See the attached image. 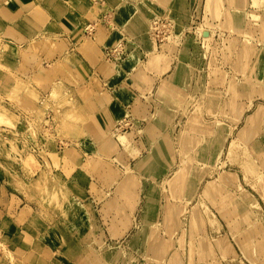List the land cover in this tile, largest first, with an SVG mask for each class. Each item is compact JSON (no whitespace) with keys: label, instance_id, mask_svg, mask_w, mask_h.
<instances>
[{"label":"rangeland","instance_id":"obj_1","mask_svg":"<svg viewBox=\"0 0 264 264\" xmlns=\"http://www.w3.org/2000/svg\"><path fill=\"white\" fill-rule=\"evenodd\" d=\"M41 1L57 19L66 14L73 16L81 8L78 0H66L64 4L54 3L55 0ZM84 1L91 10H80L89 18H96L105 10L101 7L104 1L115 12L118 28L104 30L102 34L114 33L117 39L101 40L106 47H117L125 41L126 36L120 30L124 26L136 52L137 47L146 51L142 56L147 55L149 65L159 61L171 64V58L177 57V53L180 55L173 59L164 76L157 75L153 79L141 68L142 57L136 52L129 59L127 51L113 56V60L97 58L98 66L87 69L84 65L78 66L79 60L73 54L75 45L71 43L74 41L77 46L85 47L74 31L70 32L73 36L66 39L46 34L16 37L9 34L14 29L0 20V125L15 127L16 124L8 112L11 108L3 102L5 97L32 114L30 123L25 121L26 126H30L28 138L32 142L29 144L20 140L18 134L0 130V187L20 197L30 217L33 209L34 221L58 223L52 233L46 232L49 226L28 225L27 215L17 217L20 229L9 222L0 224V248L4 258L11 264H211L205 260L207 254L202 251L200 242L204 237L225 235L233 252L217 264H264V158L257 160L253 155L255 151L262 152V146L253 142L264 139V0H221L218 5L208 0L206 11L210 18L201 28L211 29L210 35L207 31L205 37L194 32L183 34L184 31L181 33L175 27L169 40L174 34H180V38L165 40L161 47L150 37L152 21L175 17L183 22L196 0L186 5L187 13L182 0H103L99 4ZM202 8L200 5L203 11ZM110 14L112 19L113 14ZM247 64L251 67L242 71V66ZM71 66L85 75L82 81ZM218 66L226 67L233 76L247 78L255 90L253 104L239 122L221 112L223 87L211 82ZM106 67L113 70L109 72ZM44 76L51 79V83L44 84L46 95L38 88ZM148 86L152 92L146 93ZM141 94L149 96L154 104L151 118L140 110L135 115L131 107L133 102L135 106L141 102ZM66 100L77 104L88 117V125H98L108 133L127 119L129 125L119 129L121 134L132 133L133 138L143 136L149 146V153L141 164H132V170L107 158L91 161L93 172L99 178V182L94 181L92 190L100 198L115 190L125 199L130 186L141 190L140 206L130 230L125 233V228H101L98 245L89 237L93 212L88 198L91 181L80 172L67 178L49 166L41 167L34 152L43 150L41 154L46 157V150H55L57 139L63 138L74 140L92 154L95 142H102L109 135L99 139L88 128L81 133L79 124L65 119L64 112L69 108ZM48 114H51L49 118ZM187 157L194 160L186 171L192 169V177L190 182H180L181 192L186 191L187 195L175 202L174 208L175 224L179 222L181 226L178 233L185 239L182 245L174 243L171 249L168 243H159L166 235L160 226L173 225L170 219L174 215L170 207L163 206L166 203L171 206V198L162 194L172 186L166 183L167 178ZM85 164L88 167V163ZM41 173L49 177L51 184L44 174L35 182ZM127 174H132L133 179L125 180ZM135 176L141 181H136ZM152 185L159 192L158 196L149 191ZM234 203L238 208L243 206L255 212H244L241 228L229 226L236 220L229 211ZM17 204H21L20 200ZM195 206L199 217L193 212ZM222 210L226 211L227 220ZM107 212L103 209L100 213ZM117 218L119 221L115 222L124 226L120 222L125 223L124 215ZM217 219L222 222V228L216 224ZM36 226L40 229V234L35 235L38 239L23 242V237H33ZM59 236L66 240L61 243ZM256 244H259V260L253 259L251 253L253 248L257 250Z\"/></svg>","mask_w":264,"mask_h":264},{"label":"crops","instance_id":"obj_2","mask_svg":"<svg viewBox=\"0 0 264 264\" xmlns=\"http://www.w3.org/2000/svg\"><path fill=\"white\" fill-rule=\"evenodd\" d=\"M65 1L66 0H55L54 3L64 4ZM78 1L80 2L79 7H81L80 8L81 10L84 11L91 10V6L88 5L84 0H78ZM87 1L90 4L92 3L91 0H87ZM214 1H215V5H218L221 0H214ZM192 2L193 0H182V6L185 7V13L188 12V8L186 7V5H189ZM207 2L208 0H196L192 8L190 9L188 18L183 22H181L178 18L174 17V20L176 22V29L177 30L179 29L181 33L184 31L183 34L186 32L188 33L194 32V33H198V35H200L201 33V35L204 36L205 31H207V33H209L210 35L211 29L203 30L204 28H201L202 25L204 27V24L208 23V20L210 18L209 14H207L206 11ZM200 5H203L202 8L203 11L200 9ZM101 7L104 8L105 10L99 13V15L96 18L94 17L89 18L87 13L79 9V13H75L73 16L72 15L70 16V14H66L60 17V19H57L51 15L50 10L46 8L44 2H42L41 0H33V1L32 0H0V20H3L5 22V25L7 24L11 29H14V31L13 32L11 31V33L9 34L16 37L20 35L42 36L46 34L52 36L57 35L66 39V38H71L73 34L70 32L74 31V34L75 33L77 34V39H80V41H83V43L85 44V47L83 46L80 47L76 45L75 41L71 43L72 45H75V47L72 49L75 50L73 51V54L75 55L77 60H79L78 66L84 65L83 67H86L87 69H94L98 66L97 63L98 61H96V59L97 58L103 59L105 57L106 51L112 48L111 46L106 47L102 41L106 38L110 41H115L117 39L114 33H111L110 35L102 34L104 30L109 31L110 28L117 29L118 26L116 22V15L112 7L105 1L103 2V5ZM106 12H111L113 14L112 19L110 20V25H108L103 18ZM198 19H200V21H198ZM88 25L93 26L92 33L86 30V27ZM18 30H20L21 32L18 33L17 32ZM120 30L126 36L125 41L123 40L122 42H125L126 51L129 53L127 59H129L130 57L134 56L135 54L134 52H136L135 49L136 47L135 45H133V42L131 41V37L128 36V34H126L124 26H121ZM173 36L171 37V39L175 38L178 40V38H180V34L177 35L174 34ZM137 50L139 51L136 52V54L139 53L140 57H142L140 58L141 63L143 64L141 68H143L146 72H148L147 74L149 78L152 79L157 75L164 76L165 72L168 70V67L172 66L174 61L173 59H177V57L180 55L179 53H177L176 54L178 55L177 57L174 56V58H171L170 60L171 64L170 63L166 64L164 63V61L161 62L159 61L155 65L151 64L152 65L151 66L147 62L148 59L146 60L145 58L147 55L145 54L144 56H142L143 53H145L146 51L142 47L140 49H138L137 47ZM250 67L251 66H248V64L242 66V71ZM217 68L219 70L213 73L215 75L213 76L211 82L213 83L214 86L223 87V94L220 100L221 112L224 116L239 122L247 115L250 106L253 104L255 90L252 84L248 82L247 78L242 76H233L231 71L230 73H228L226 71V67L224 66L221 67L218 66ZM71 69L75 72L77 78L80 81H82V78L85 75L83 74L81 75L77 70V68L75 67L71 66ZM83 69L85 70V68ZM106 70L111 72L113 69L107 68ZM28 78L31 79V77ZM40 80L41 83L38 84L39 91L41 92L42 95L44 94L46 95L47 89L44 86V84L51 83V79H48L47 76H44ZM33 84L35 83L33 82ZM148 88L149 86L145 88V92L146 93L152 92L149 91ZM140 96L141 97L139 98V100L141 102L138 103L137 106H135V102H133L131 107L135 109L136 111L135 115H137L138 111L140 110V113L151 118L152 116H154V112H153V109L155 108L154 104H152V100L150 101V99H148L149 96H146L144 94H141ZM3 102L5 103L6 106L11 108L8 112L15 118L16 124L15 127L12 126L10 127V125L7 124L0 125L1 126L0 130L8 131L9 132L8 134H13V133L18 134L20 136V140L26 142L27 144H29V142H32L28 138L30 126L28 127L26 126L27 125L26 122L30 123V120L32 119L31 118L32 114L29 113V111L23 109V107L17 104L16 102L12 103V101L9 98L5 97ZM65 102L69 103V108H67L64 112L65 119L72 120L77 124H79L81 133L86 132L87 131L86 128H88L89 131L92 134L96 135L99 139H103L107 135L108 133L107 129L104 130L100 128L98 125L95 126L88 125L87 124L88 117L85 116V114L80 111L77 104H75L72 100H66ZM121 123L122 122L118 124ZM118 124L117 126L114 127V129H112L108 133L109 135L106 136L104 141L95 142V145L93 146L94 151L92 154L85 152L84 148L78 143L74 142V140H68L63 138L57 139V145L55 147L56 148L55 150L54 149L46 150V157H44V155L41 154L43 150H37V151L34 150L35 156L37 158V163L38 165H41V167L49 166V168L52 171L53 170L59 171L60 173L63 174V176L67 178H71L75 174L80 172L82 177L85 176L91 181L92 184L90 186L91 189L88 190V198L90 200L91 209L93 210V212L90 219L91 223L89 225V231H91V235L89 234V237L91 236V240L95 245H98L101 242L100 241L101 228L103 230H109L112 228L114 229L125 228L126 229L125 233H127V231L130 230V228L134 224L135 213L137 212L140 206L139 202L141 198V190H138L137 188L136 190H134L130 186V189L127 190V194H126L127 197L125 199L121 198V196L118 193H116L115 190L111 191L110 195L107 194L104 198H100L99 195L92 190L94 181L99 182V178L97 174L93 172L94 168L92 162L96 161V158L99 159L107 158L113 161H117L118 166H123V168H125L126 170H130L132 164H136V162L137 164H141V160L146 157L147 153H149L148 143L146 142L143 136L138 135L133 138L132 133L127 132L121 134L122 131L119 130L120 128H118ZM253 145H258L260 147L262 146L263 153L259 152L257 154L256 151L255 153H253V155L257 158V160L264 158V139H260L253 142ZM79 146H81L80 147L81 150L79 149ZM192 161L194 162L192 157H187L186 159H184L182 163L183 165L180 166V168L177 169L175 173H173V175L168 177L166 180V183H169L170 186L172 185L177 188L173 189V187L171 186V189H165V191L162 194V196H168L169 198H171L170 201L171 206L168 205L167 203L163 204V206L165 205V209H169L170 207L171 208L170 210H172L174 215L171 217L172 219H170L173 225L160 226L162 228L163 234L166 231L165 233L166 235L165 236L163 235L162 238H160L159 243L163 245L164 243L166 244L168 243L169 247L171 245V249H173L174 243L175 244L180 243L182 245L183 243L182 239H185L184 236H181V232L178 233L181 226H179V222L178 225L175 224V221L177 219V214L174 213V208L177 206L175 202L180 201L181 198H184L187 195L186 191L185 194L183 193V191L181 192L179 185L180 182L184 180L190 182V178L192 177V171H191L192 169H190V171L188 172L186 171L188 170L189 166L193 164ZM108 162L111 165V162L110 161ZM85 163H88V167H85L86 165ZM115 167L117 166L115 165ZM43 174L44 173H41L39 177L35 179V182L38 181ZM128 174L125 177V180L133 179L134 176L132 174L131 175ZM44 176L47 182L50 183L51 180L49 179V177L46 176L45 174ZM135 177L138 179L136 181H141L140 178H138L137 176ZM149 191H152V193L155 192L156 196L159 195V192L156 190V188L153 187V185L149 188ZM18 200H20L21 202V204L19 205L17 204ZM22 203L23 200L20 197H16L9 190L4 192L0 187V224L4 222L7 223L9 222L11 223V225L14 226V228L20 229L21 226L19 225L20 224L19 221H17V217L23 215L22 216L23 218L24 215H27L26 221L28 222V225L32 226L33 224L35 225L42 224L45 227L49 226L50 230L47 229L46 232L51 231L52 233L53 227L55 228L57 226L56 224L58 223L56 224L53 223L55 221L53 222L50 221V224L47 222L42 223L41 220L34 221L35 220V215H33L34 210L32 209V211H30L31 213V217H30L29 211L25 208L26 205H22ZM103 209H106L109 212H107L105 215H102L100 212L103 211ZM229 209H230L229 211L231 212L230 216L231 217L236 216V220H234L233 224L229 225L231 228H241V225H243L242 223H244L245 221L243 219V215H245L244 214L245 211H247V213L248 211H250L251 213H255L253 212V210H248V209L246 210L243 206L242 209L238 208V205H236L235 203ZM193 212L197 217H199V215L196 214V212L197 213L199 212L197 206L194 207ZM257 212H259V210ZM222 213L225 216V219L228 218V216L224 214L226 213L225 210H222ZM119 215L120 217L121 215H124L125 218V223L122 220L120 221L123 225L125 224L122 227L118 224V222H115V221H119V219L117 218L119 217ZM110 216L111 217L114 216L112 217V221H113L112 223L109 222V220L111 221ZM215 222L220 228H222V222L219 219H217ZM251 223H253V221H251ZM24 224L25 223L23 222V225ZM110 224L111 226H109ZM37 227L38 226H36L34 231H32L33 237L32 238L23 237L22 239L23 242H31L38 239V237H36L35 235L40 234V229H38ZM170 229L173 230L170 231ZM30 230H33V228H31ZM122 235H124V232ZM121 236H119L118 238H120ZM110 237L113 238V236ZM226 237L227 236L225 235H221L220 237L217 238H213V237L203 238L202 242H200V247H203L204 250L202 251L204 252V254L205 253L207 254L205 260L211 262V264H217L229 258V255H231L233 250L231 248V243L228 241ZM57 239H59L58 241H60L61 243L66 240L62 236H59V238ZM258 245L259 244H256L257 250L256 248H253V250L251 251L252 258L256 260H259L260 258L258 253ZM227 246H230L229 250H227ZM213 248H215L214 249L215 251L213 250ZM195 259L196 260L198 259L197 261H200L201 258H195ZM76 260L77 259L75 258L74 261L75 263L78 262ZM8 261L9 260L4 258L3 252H1V248H0V264H3V262H5L4 264H8L7 263ZM9 264H11L10 261Z\"/></svg>","mask_w":264,"mask_h":264},{"label":"built area","instance_id":"obj_3","mask_svg":"<svg viewBox=\"0 0 264 264\" xmlns=\"http://www.w3.org/2000/svg\"><path fill=\"white\" fill-rule=\"evenodd\" d=\"M93 3L95 4H99L101 3L103 0H91ZM111 12H106L103 16L104 21L110 25V20H111ZM175 20L174 19H155L152 21L151 26H150V37L151 39L155 42V44L159 45V47L163 46L162 42H165V40H169V37L172 35V32H175ZM164 26V27H162ZM86 30L90 33L93 32V26L92 25H88L86 27ZM171 30V32H170ZM159 41H161V43H158ZM126 51V45L125 42H122L119 46L117 47H112L110 49H108L106 51L105 57L108 60H113L114 58H112L113 56L120 54L119 56H121L124 52ZM117 56V57H119ZM51 116V114H48V118ZM49 121V120H48ZM128 120L125 119L124 122H122L121 124H119L120 129H122L123 127H125L126 125H129V122H127ZM51 122V121H50ZM46 126H48L46 124Z\"/></svg>","mask_w":264,"mask_h":264},{"label":"water","instance_id":"obj_4","mask_svg":"<svg viewBox=\"0 0 264 264\" xmlns=\"http://www.w3.org/2000/svg\"><path fill=\"white\" fill-rule=\"evenodd\" d=\"M207 33L205 32L204 35H206Z\"/></svg>","mask_w":264,"mask_h":264},{"label":"bare ground","instance_id":"obj_5","mask_svg":"<svg viewBox=\"0 0 264 264\" xmlns=\"http://www.w3.org/2000/svg\"><path fill=\"white\" fill-rule=\"evenodd\" d=\"M107 39V38H106ZM90 49V48H89ZM120 128V127H119Z\"/></svg>","mask_w":264,"mask_h":264}]
</instances>
